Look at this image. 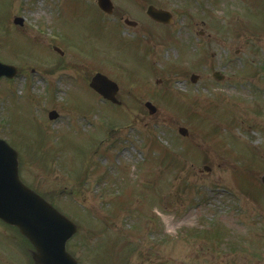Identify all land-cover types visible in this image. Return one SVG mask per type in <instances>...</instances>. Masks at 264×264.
<instances>
[{
	"label": "rangeland",
	"instance_id": "rangeland-1",
	"mask_svg": "<svg viewBox=\"0 0 264 264\" xmlns=\"http://www.w3.org/2000/svg\"><path fill=\"white\" fill-rule=\"evenodd\" d=\"M155 1L170 8L169 0ZM68 3L0 0V62L19 72L0 78V138L15 146L25 184L36 182L76 223L68 248L75 259L106 264L104 255L120 240L130 260L122 248L113 264H264V190L255 181L250 187L247 177L252 157V167L264 164V134L247 129L239 112L251 104H230L234 97L250 102L248 87L210 85L207 78L218 61L212 55L223 54V37L196 40L191 65L175 39L152 47L157 41L146 36L138 44L96 21L95 7ZM15 17L24 25H13ZM235 46L229 57L238 67L244 59L234 57ZM54 47L64 50L65 67ZM97 71L120 86V106L105 105L87 86ZM192 72L203 76L204 87L190 82ZM145 102L157 107L152 116ZM263 105L249 116L258 127H264ZM52 110L56 121L48 120ZM179 127L188 128L187 138ZM205 165L210 173L200 171ZM239 190L258 193L260 201L242 198ZM94 233L101 247L91 254L86 248ZM29 250L0 223V264H30Z\"/></svg>",
	"mask_w": 264,
	"mask_h": 264
},
{
	"label": "flooded vegetation",
	"instance_id": "flooded-vegetation-1",
	"mask_svg": "<svg viewBox=\"0 0 264 264\" xmlns=\"http://www.w3.org/2000/svg\"><path fill=\"white\" fill-rule=\"evenodd\" d=\"M66 1L69 3L73 2L72 4L76 7H78V4L83 3L88 7H95L96 21H99V17L103 23L107 22L114 31L133 35L134 39H137L135 41H138V44L146 36L152 41H157L151 43L152 45L161 42V39L162 41H166L169 38L175 39L178 48L182 50V56L185 55L187 59L191 60V65L193 62L192 46L193 48L196 47V40H201L206 36L209 41L213 39L212 35L223 37L221 42L223 54L212 55V59H218V61L215 66H211V72L207 78L211 81L210 85H231L233 87L244 85L248 87L250 89L248 95L249 99L251 98L250 102L240 97H234L232 100L236 103L230 102V104H251L250 109L246 110L242 106L245 112H241L242 108L239 112L242 117L244 116L243 120L247 124V129L254 128L261 135L264 134V127L252 124V121L256 123L258 121L249 117L250 112H258L260 105H263L262 102H264V0H169L170 8L165 5H159L155 0H111L113 9L111 14H105L99 10L97 0ZM150 5L157 9H167L172 18L171 24H159L148 18L146 12ZM149 23L163 28L164 31L156 33L148 29L147 24ZM252 27H256L257 30L254 31ZM208 30L212 34H207ZM161 34L162 37H160ZM237 44L238 46H235L236 49L233 51L234 57L241 56L244 59V63L234 67L231 66L229 55L233 50V46ZM200 56L203 57V52ZM62 59L64 58L62 57ZM62 59L59 60L61 62L60 65L65 67L68 62ZM197 65L199 69L206 68L203 63L197 62ZM249 65L252 66L250 67L252 68L251 70L245 68ZM182 75L183 77L187 76V73ZM191 75L195 76V84H200L204 87L205 83L201 74L192 72ZM218 101L220 102L219 99ZM233 111L230 117L234 123H237L240 119H238L235 111L238 120L233 117ZM252 160L254 162L256 158L252 157ZM252 163L250 166H252ZM262 165L260 163L255 164V170H264V164ZM260 173L256 175L254 172L252 175L253 179L260 180V175H263L264 171L262 174ZM34 179L37 180L38 178ZM32 186L36 189L38 188L36 182H32ZM259 196L261 195L256 194L252 197L258 198ZM242 198L249 199L245 195Z\"/></svg>",
	"mask_w": 264,
	"mask_h": 264
},
{
	"label": "water",
	"instance_id": "water-1",
	"mask_svg": "<svg viewBox=\"0 0 264 264\" xmlns=\"http://www.w3.org/2000/svg\"><path fill=\"white\" fill-rule=\"evenodd\" d=\"M103 1L100 0L101 7L105 5ZM148 15L158 22H166L162 11L150 8ZM14 23L22 25V19H15ZM16 75L15 67L0 62V77L11 79ZM90 86L107 100L118 103L115 96L117 86L103 75L97 74ZM146 105L150 114L156 111L154 106ZM56 116L55 112L49 114L50 119ZM179 132L187 136L184 128H180ZM18 168V154L0 140V220L16 227L31 242L33 264H78L66 250L67 242L78 227L24 186L19 179ZM262 182L264 184V177Z\"/></svg>",
	"mask_w": 264,
	"mask_h": 264
},
{
	"label": "trees",
	"instance_id": "trees-1",
	"mask_svg": "<svg viewBox=\"0 0 264 264\" xmlns=\"http://www.w3.org/2000/svg\"><path fill=\"white\" fill-rule=\"evenodd\" d=\"M158 148H160V147H158ZM120 203V202H119ZM115 211V210H114ZM114 211H111L112 212V214H114ZM86 216H88V218H93L94 220H96L95 219V217L93 216V215H91L90 213L89 214H87ZM96 221H100L99 219H97ZM101 222V221H100ZM102 224V223H101ZM104 225V227H102L103 228V230H111L112 232H111V235L112 236H115V235H118V234H116V233H114V230L113 229H111V228H109L108 226H106V224H103ZM110 227H112V226H110ZM106 228V229H105ZM108 228V229H107ZM110 237V236H109ZM78 238V237H77ZM101 238V235L100 234H98V233H94L93 235H92V242H91V246L90 247H87L86 249L89 251V252H91V254H95V253H97L98 252V250L100 249V247H101V242L100 241H98L99 239ZM119 238V237H118ZM117 238V239H118ZM98 241V242H97ZM116 241H118V242H120V244H112L111 243V248L113 249V251L111 252V253H107V254H105L104 256H105V259H106V264H113L114 262H115V260H116V258H115V256H116V254L118 253V251H119V249H124V250H128V255H127V258H128V260H130V258H129V255H130V253H129V247H128V245L127 244H125L123 241H120V240H116Z\"/></svg>",
	"mask_w": 264,
	"mask_h": 264
}]
</instances>
